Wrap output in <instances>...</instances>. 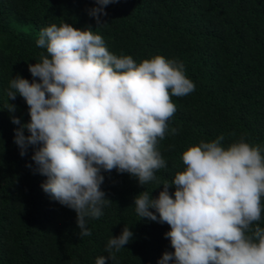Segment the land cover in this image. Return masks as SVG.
I'll return each instance as SVG.
<instances>
[{
    "label": "clouds",
    "instance_id": "9594fccd",
    "mask_svg": "<svg viewBox=\"0 0 264 264\" xmlns=\"http://www.w3.org/2000/svg\"><path fill=\"white\" fill-rule=\"evenodd\" d=\"M114 2L95 0L88 14L101 25ZM36 43L46 54L28 65L31 82L19 74L9 82L8 100L19 94L30 116L23 124L11 117L20 125L14 143L22 157L32 147L34 171L46 177L43 191L75 211L80 237L91 236L86 218L101 217L111 202L101 188L103 173H128L144 186L155 181L167 167L157 145L177 110L171 97L192 93L195 84L178 60L157 54L137 64L110 52L90 26L53 23ZM6 108L12 113L16 105ZM223 140L189 145L184 169L162 183L157 197L146 190L134 196L139 218L170 226L164 235L174 251H165L158 264H264V149L243 136L227 147ZM132 238L124 226L96 264L114 260Z\"/></svg>",
    "mask_w": 264,
    "mask_h": 264
},
{
    "label": "trees",
    "instance_id": "16d2710c",
    "mask_svg": "<svg viewBox=\"0 0 264 264\" xmlns=\"http://www.w3.org/2000/svg\"><path fill=\"white\" fill-rule=\"evenodd\" d=\"M94 6L95 0H0V264H96L124 226L133 238L107 264H158L174 251L164 235L170 226L139 218L134 196L146 190L157 197L162 183L184 169L182 153L202 140L223 135L227 147L243 136L264 149V0H115L101 25L88 14ZM61 22L90 26L110 52L137 64L157 54L178 60L195 84L192 93L171 97L177 110L157 145L167 167L145 186L128 173H103L101 188L111 202L101 217L86 218L92 234L85 237L75 211L43 191L46 177L34 171L32 147L20 155L14 143L20 125L11 117L28 122V106L19 94L7 96L10 80L19 74L31 82L28 65L46 54L36 43L40 30Z\"/></svg>",
    "mask_w": 264,
    "mask_h": 264
}]
</instances>
